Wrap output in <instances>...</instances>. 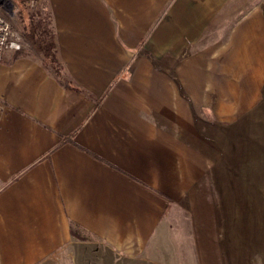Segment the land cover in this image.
Returning a JSON list of instances; mask_svg holds the SVG:
<instances>
[{
	"label": "crops",
	"instance_id": "obj_1",
	"mask_svg": "<svg viewBox=\"0 0 264 264\" xmlns=\"http://www.w3.org/2000/svg\"><path fill=\"white\" fill-rule=\"evenodd\" d=\"M231 2L41 1L64 79L41 50L0 60V264L144 260L180 212L206 244L214 167L226 264L225 214L247 195L222 187L224 134L207 131L233 133L264 88V7L222 38Z\"/></svg>",
	"mask_w": 264,
	"mask_h": 264
},
{
	"label": "rangeland",
	"instance_id": "obj_2",
	"mask_svg": "<svg viewBox=\"0 0 264 264\" xmlns=\"http://www.w3.org/2000/svg\"><path fill=\"white\" fill-rule=\"evenodd\" d=\"M27 1V10L22 0H10L12 14H6L1 4L0 12L11 21L20 37L23 50H33L35 54L41 50L44 53L42 42L46 40V36L40 35L38 29L34 31L33 27L39 28L42 22L48 25L50 16L41 2L35 9H30ZM256 4L264 7V0H232L224 14L214 22V28L223 33V38L230 27L245 15V10ZM237 125L233 133L227 132L228 126L221 125H210V131H207V135L215 141V136H221V132L224 134L226 156L219 166V172L222 176L225 174V180L221 181L222 187L239 189L241 194L247 195L240 197L242 203L239 207L225 214V238L232 244H225L231 248H226V256L229 258L226 264H233V256L236 254V264H264V88L258 108L242 118ZM216 171L214 167L208 182V210L201 217L208 223V228L203 229V233L205 231L208 234V239H203L206 244H195V232L200 230L190 229L192 215L180 212L173 221L175 227L166 231L168 237H164L160 244L151 246L144 260L125 261L114 258L107 264H217ZM230 175L234 181H231Z\"/></svg>",
	"mask_w": 264,
	"mask_h": 264
},
{
	"label": "built area",
	"instance_id": "obj_3",
	"mask_svg": "<svg viewBox=\"0 0 264 264\" xmlns=\"http://www.w3.org/2000/svg\"><path fill=\"white\" fill-rule=\"evenodd\" d=\"M42 0H28L27 5L30 9H35ZM0 4L8 15L12 14L10 0H0ZM22 42L11 21L6 15L0 12V60L6 50L21 51Z\"/></svg>",
	"mask_w": 264,
	"mask_h": 264
},
{
	"label": "trees",
	"instance_id": "obj_4",
	"mask_svg": "<svg viewBox=\"0 0 264 264\" xmlns=\"http://www.w3.org/2000/svg\"><path fill=\"white\" fill-rule=\"evenodd\" d=\"M25 2L26 0H22V4L24 5V8L25 10H27V8L25 7ZM49 25V26H48ZM48 25L45 24V22H42L40 25H39V28L37 27L36 29L33 27V30L38 31L40 30V35L42 36H46V40H44L42 43H43V51L45 53V57H46V61L48 63H51L53 65H55V71H56V74L57 76L59 77V79L63 80V76L60 74L61 70L60 68L58 67V61L56 60V57H55V48H54V44H53V30L52 28H49L51 27V20H49L48 22ZM23 50V48H22Z\"/></svg>",
	"mask_w": 264,
	"mask_h": 264
}]
</instances>
